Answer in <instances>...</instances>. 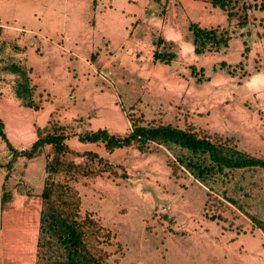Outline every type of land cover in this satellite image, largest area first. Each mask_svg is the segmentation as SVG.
<instances>
[{"label":"crops","instance_id":"obj_1","mask_svg":"<svg viewBox=\"0 0 264 264\" xmlns=\"http://www.w3.org/2000/svg\"><path fill=\"white\" fill-rule=\"evenodd\" d=\"M233 10L230 16L209 0H10V14L5 15L10 23L3 21L0 10L1 39L7 43L2 56L28 69L42 107L24 105L16 95V73L0 71V119L7 138L14 148L25 150L37 140V128L53 117L73 124L78 133L102 128L125 134L132 130L127 112L131 105L148 119L181 127L193 121L210 132L233 134L237 123L248 124L252 118L241 102L248 90L239 88L220 63L244 62L252 69L256 57L264 59V9L245 8L241 2ZM192 22L227 29V45L196 53ZM156 50L176 56L170 62L155 60ZM192 67L204 69L202 79V72L193 74ZM262 68L253 75L262 76ZM66 142L75 151H94L123 165L127 173L125 178L106 174L76 182L84 211L103 217L97 207L85 205L90 195L101 200L106 212L124 214L141 211L146 204L148 213L168 202L177 220L172 228L186 231L183 236L189 238L171 264H190L191 252L210 264H264V247L257 254H241L236 247L252 249L247 240L223 244L224 230L217 220L197 222L206 187L190 173L174 175L167 148L109 152L78 135ZM50 152L46 145L34 158L20 155L9 169L13 151L0 136V264L65 260L53 257L54 244L48 243L42 227L44 185L55 177L46 167ZM107 196L118 203L111 205Z\"/></svg>","mask_w":264,"mask_h":264},{"label":"trees","instance_id":"obj_2","mask_svg":"<svg viewBox=\"0 0 264 264\" xmlns=\"http://www.w3.org/2000/svg\"><path fill=\"white\" fill-rule=\"evenodd\" d=\"M209 1L212 6L228 11L230 16L234 14L236 5L241 2L245 8L264 9V0H248V4L246 0ZM190 29L194 36L196 53L218 49L227 45L230 39L229 31L224 28H209L192 22ZM2 32L3 26L0 22V56L5 53L7 47V43L1 39ZM175 56L176 53L170 50H156L153 54L155 60L164 62H170ZM234 66L226 62L220 63L221 68ZM0 71L16 73L15 91L24 105L36 110L42 107L41 101L35 97L37 88L31 84L25 66L10 60L9 56H2ZM200 71L202 74L199 79H202L204 69L201 68ZM199 72L192 67L193 74L197 75ZM127 112L132 130L125 134L111 133L102 128L78 133L73 124L62 123L53 117L46 126L37 128V140L22 151L10 143L5 133V123L0 119V136L13 151L7 164L9 169L18 156L34 158L43 152L46 145L51 146L46 167L57 179H48L44 185L42 227L44 234L48 235V243L64 248L66 258L59 264H112L109 261L111 253L104 246L111 243L113 234L91 211L82 212V196L75 183L81 180L88 183V180L106 174L127 177L123 165L114 163L94 151L79 152L70 148L66 140L73 135H78L84 142L102 144L109 152L118 148L135 147L143 153H153L165 147L171 152L169 163L173 174L190 173L207 186L210 192L215 191L218 181L229 180L234 170H264V158L239 148L233 136H225L219 132L210 133L193 121H186L181 127L165 123L161 118L148 119L135 105L129 106ZM73 156H83L84 160L76 162ZM120 170L122 172H119ZM223 193L226 197L225 190ZM3 200H7L6 195ZM250 218L264 230L263 221L253 215ZM212 219H216L215 216H212Z\"/></svg>","mask_w":264,"mask_h":264},{"label":"rangeland","instance_id":"obj_3","mask_svg":"<svg viewBox=\"0 0 264 264\" xmlns=\"http://www.w3.org/2000/svg\"><path fill=\"white\" fill-rule=\"evenodd\" d=\"M0 10L3 13V21L9 19L7 21L10 23L9 16H5L10 14V0H0ZM261 66L262 76L255 77L253 72ZM228 72L233 75L234 82H238L239 88L248 90L241 102L252 118L248 124L247 122L243 124L242 121L237 123V130H234L233 134L224 135L233 136L239 148L264 158V59L256 57L252 69L246 68L242 62L241 65L228 67ZM244 86L247 88L244 89ZM182 173L184 172H179L176 176L179 177ZM51 179L57 178L55 176ZM205 187L207 199L197 214L198 218H201L197 222L217 220L224 230L223 244H230L237 239L247 240L252 249L247 251L246 248L236 247L235 250L241 254L243 250L248 255L257 254V251L264 247V230L250 216L253 215L264 222V170L237 169L233 171L229 180L218 181L215 191L210 192V189ZM223 190L226 191V197ZM107 201L113 206L118 203L112 196H107ZM87 204L97 207L96 210L103 214V217L101 219V216L91 211L93 216L100 219L104 226L109 225L111 228L108 227L113 234L112 241L104 247L111 253L109 261L112 264H171L179 254L178 250L185 249V242L189 238L183 235L188 233L172 228L177 222L172 218L174 216L170 215L173 207L167 213L158 211L160 207L169 204L168 202H162L148 213L143 210L149 209L146 204L141 211L129 209L127 214L116 212L114 209L106 212V209L101 207L103 206L101 200L92 195L85 198V205ZM82 212L85 211L82 209ZM212 216L216 219H212ZM58 247L53 246L52 255L58 260H63L66 258L64 248ZM191 255L193 262L190 264H210L204 262L197 252H191ZM174 260L176 262L178 259Z\"/></svg>","mask_w":264,"mask_h":264},{"label":"built area","instance_id":"obj_4","mask_svg":"<svg viewBox=\"0 0 264 264\" xmlns=\"http://www.w3.org/2000/svg\"><path fill=\"white\" fill-rule=\"evenodd\" d=\"M170 209H171L170 204H167V205L160 207L158 211L160 213H167V212H169Z\"/></svg>","mask_w":264,"mask_h":264}]
</instances>
